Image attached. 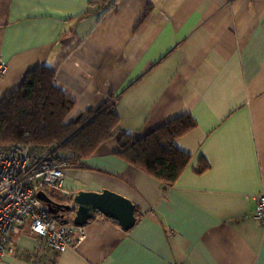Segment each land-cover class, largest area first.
<instances>
[{
  "label": "crops",
  "instance_id": "crops-1",
  "mask_svg": "<svg viewBox=\"0 0 264 264\" xmlns=\"http://www.w3.org/2000/svg\"><path fill=\"white\" fill-rule=\"evenodd\" d=\"M0 63V100L46 66L72 116L113 98L117 134L194 124L171 186L116 155V137L63 170L65 191L130 200V230L98 214L57 253L20 232L0 264H264V0H0Z\"/></svg>",
  "mask_w": 264,
  "mask_h": 264
},
{
  "label": "trees",
  "instance_id": "trees-1",
  "mask_svg": "<svg viewBox=\"0 0 264 264\" xmlns=\"http://www.w3.org/2000/svg\"><path fill=\"white\" fill-rule=\"evenodd\" d=\"M73 107V100L57 87L49 67L29 70L20 84L0 100V149L11 144L47 149L54 156L57 154L55 159L74 164L116 137V155L166 186H171L188 164L189 155L177 149L175 141L193 128L190 120L176 118L132 139L130 135L117 134L118 115L113 98L96 111L71 118ZM205 168L203 165L199 170ZM46 194L55 203L65 202L54 191ZM71 219L65 218L63 222Z\"/></svg>",
  "mask_w": 264,
  "mask_h": 264
},
{
  "label": "built area",
  "instance_id": "built-area-1",
  "mask_svg": "<svg viewBox=\"0 0 264 264\" xmlns=\"http://www.w3.org/2000/svg\"><path fill=\"white\" fill-rule=\"evenodd\" d=\"M5 69L0 63V74ZM53 153L16 144L0 149V260L15 253L13 240L20 232L35 235L54 253L75 249L84 239V227L50 217L37 198L40 191H58L66 205L74 196L61 185L68 162ZM252 219L264 224V191L255 197Z\"/></svg>",
  "mask_w": 264,
  "mask_h": 264
},
{
  "label": "water",
  "instance_id": "water-1",
  "mask_svg": "<svg viewBox=\"0 0 264 264\" xmlns=\"http://www.w3.org/2000/svg\"><path fill=\"white\" fill-rule=\"evenodd\" d=\"M37 198L53 217L63 221L65 214H71L72 223L79 227L87 225L98 214L115 221L124 231L130 230L136 222L135 205L109 190L79 191L71 198V204L66 205L55 203L43 191L37 193Z\"/></svg>",
  "mask_w": 264,
  "mask_h": 264
},
{
  "label": "rangeland",
  "instance_id": "rangeland-1",
  "mask_svg": "<svg viewBox=\"0 0 264 264\" xmlns=\"http://www.w3.org/2000/svg\"><path fill=\"white\" fill-rule=\"evenodd\" d=\"M72 117H74V116L71 115V118H72ZM67 164H68V163H67ZM52 191H53V190H51V192H52ZM54 192L57 193V194L59 193L58 191H54ZM253 213H254V212H253ZM66 218H67V219L72 218L71 214H67V215H66ZM253 221H254V220H253ZM254 222H255V221H254ZM255 223H256V222H255ZM256 224H257V223H256ZM257 225H259V226H261V227H264V224H257Z\"/></svg>",
  "mask_w": 264,
  "mask_h": 264
},
{
  "label": "flooded vegetation",
  "instance_id": "flooded-vegetation-1",
  "mask_svg": "<svg viewBox=\"0 0 264 264\" xmlns=\"http://www.w3.org/2000/svg\"><path fill=\"white\" fill-rule=\"evenodd\" d=\"M65 218H66V214H65V216H64ZM72 220V219H71Z\"/></svg>",
  "mask_w": 264,
  "mask_h": 264
}]
</instances>
